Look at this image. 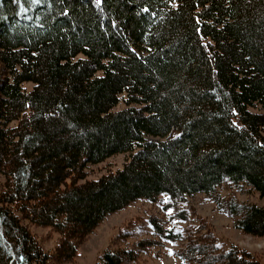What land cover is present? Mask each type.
<instances>
[{"label":"trees","instance_id":"trees-1","mask_svg":"<svg viewBox=\"0 0 264 264\" xmlns=\"http://www.w3.org/2000/svg\"><path fill=\"white\" fill-rule=\"evenodd\" d=\"M174 2L0 0V264L74 260L139 200L179 204L225 183L264 198V0ZM118 155L123 169L87 180ZM227 203L242 233L264 237V207ZM151 224L157 237H181ZM32 225L59 235L54 251ZM175 256L261 264L203 223ZM140 257L118 248L98 264Z\"/></svg>","mask_w":264,"mask_h":264},{"label":"rangeland","instance_id":"rangeland-1","mask_svg":"<svg viewBox=\"0 0 264 264\" xmlns=\"http://www.w3.org/2000/svg\"><path fill=\"white\" fill-rule=\"evenodd\" d=\"M27 87L30 89L31 84ZM124 108V103H121L117 109ZM254 111H259V108ZM127 157V155L114 156L103 164L92 167L91 175L87 177V180H97L109 172L123 169ZM231 199H235V202L240 205L255 203L264 207V198L249 190L247 186L243 184L235 186L229 183H225L212 195L198 194L179 204L172 203L168 196H162L156 203L139 200L108 216L80 245L76 259L56 264H98L106 251L118 248L140 251L139 264H191L178 259L175 251L186 245L187 229L202 223L211 228L220 245L228 248L231 243L236 244L251 252L261 264H264V237L245 235L238 229L235 219L229 217L223 210ZM167 209L172 210L171 214L167 213ZM182 213L186 214V220L180 217L179 214ZM153 218L159 220L166 230L179 234L181 237L177 241L157 237L151 224ZM30 229L45 251L55 250L59 241L57 233L50 228L33 225ZM145 239L155 241L154 247L148 252L141 251L137 246Z\"/></svg>","mask_w":264,"mask_h":264},{"label":"snow or ice","instance_id":"snow-or-ice-1","mask_svg":"<svg viewBox=\"0 0 264 264\" xmlns=\"http://www.w3.org/2000/svg\"><path fill=\"white\" fill-rule=\"evenodd\" d=\"M17 2H19V0H17ZM33 3H39L40 0H32ZM170 3H172V7L175 8L178 5L174 2V0H169ZM92 3H94L97 7H102V5L105 3V0H92ZM144 11H148L147 8L144 9ZM64 15H67L68 12L67 10L64 11L63 13ZM199 23V21H197ZM115 26V24L113 25ZM197 31H200L199 29H197ZM165 202L167 203V198L165 200ZM168 214H171L172 210L171 209H167L166 210ZM171 254V253H170Z\"/></svg>","mask_w":264,"mask_h":264}]
</instances>
